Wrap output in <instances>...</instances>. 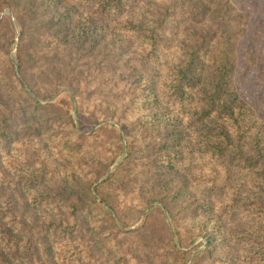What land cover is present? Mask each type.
<instances>
[{
    "label": "rangeland",
    "instance_id": "obj_1",
    "mask_svg": "<svg viewBox=\"0 0 264 264\" xmlns=\"http://www.w3.org/2000/svg\"><path fill=\"white\" fill-rule=\"evenodd\" d=\"M172 2L0 0V264H264V0H230L227 154L174 93L182 52L205 41L210 68L223 36Z\"/></svg>",
    "mask_w": 264,
    "mask_h": 264
},
{
    "label": "trees",
    "instance_id": "obj_2",
    "mask_svg": "<svg viewBox=\"0 0 264 264\" xmlns=\"http://www.w3.org/2000/svg\"><path fill=\"white\" fill-rule=\"evenodd\" d=\"M102 1L108 4L109 0ZM170 5L176 9L178 8L181 12L178 18L174 17L175 24L179 26L183 21L186 22V18L202 20L206 16H211L213 23L216 25L215 30L217 29L218 34L223 36V39L218 37L217 40L222 43V53L226 54L220 61L215 60V63L210 68H206V62L200 56V51L206 47L205 41L203 43L200 42L199 45V42H197L196 47L188 48L182 52L183 57L180 58L177 64L179 80L176 83L174 92L177 99L180 100L181 110H189L188 107H192L191 118L194 127L198 129V138H206V143L211 141L208 138H214L216 141L214 145L220 154H227L235 149L241 152L239 140L243 137L240 134V127L242 124L245 125L246 117L244 112L241 111L243 106L238 102V98L231 97L232 95L236 96L233 94L230 85V74L234 69L235 62L228 56V54H233L234 51L233 44L230 43V36L226 32L229 33L237 23H240L242 15L232 16L230 14V11H235L230 0H174ZM165 15L166 13L157 14V18L161 17V20H159V23L154 24L149 31L150 41L155 43L159 41L160 33L162 32L161 26L166 20ZM216 17H219L220 21L216 22ZM187 87L191 91L187 92ZM1 117L0 129L7 130ZM248 160L251 163L255 158L248 156ZM248 167L254 166L251 164ZM38 176L42 179L41 174ZM4 218L7 221L2 222L3 238L0 243H4L8 238L14 239L13 228L20 229L19 225L6 215V211L0 210V219L3 220ZM18 233L21 234V231L18 230ZM35 233L36 235L43 234L48 237L46 248L51 249L49 242L51 235L50 226L44 224ZM19 249L20 244L16 246L14 254H17ZM4 255L7 254L5 253ZM28 255L31 256L29 261L35 262L32 259L33 255L29 252L24 254L25 258Z\"/></svg>",
    "mask_w": 264,
    "mask_h": 264
}]
</instances>
